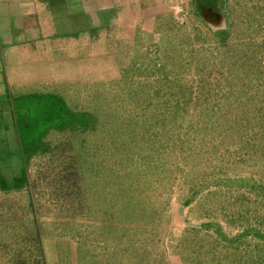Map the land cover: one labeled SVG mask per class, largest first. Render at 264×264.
Here are the masks:
<instances>
[{"label": "rangeland", "instance_id": "obj_1", "mask_svg": "<svg viewBox=\"0 0 264 264\" xmlns=\"http://www.w3.org/2000/svg\"><path fill=\"white\" fill-rule=\"evenodd\" d=\"M99 1L31 186L0 180V264H264V0Z\"/></svg>", "mask_w": 264, "mask_h": 264}, {"label": "crops", "instance_id": "obj_2", "mask_svg": "<svg viewBox=\"0 0 264 264\" xmlns=\"http://www.w3.org/2000/svg\"><path fill=\"white\" fill-rule=\"evenodd\" d=\"M104 7L99 0H0V98L53 91L47 80L66 78L79 48L106 31L112 10ZM59 246L49 247L53 258L44 248L41 264L82 262H73Z\"/></svg>", "mask_w": 264, "mask_h": 264}, {"label": "trees", "instance_id": "obj_3", "mask_svg": "<svg viewBox=\"0 0 264 264\" xmlns=\"http://www.w3.org/2000/svg\"><path fill=\"white\" fill-rule=\"evenodd\" d=\"M48 94L53 96L50 101L54 108L47 109L51 113L48 116L49 122L53 123L66 114L67 106L63 102L65 100L55 96L57 93ZM45 95L47 93H32L19 96L10 94L8 110L0 106V180L5 189L23 185L31 186L32 176L28 169L29 159L32 152L39 149L42 137L46 134V127L44 126L47 125L46 123L43 127L35 125V120H40L41 118H37L35 109L32 106H34L35 101H40H34V97L43 98ZM61 102L63 103V110H58L57 107L61 106L59 104ZM41 117L43 121L46 115L43 114ZM10 118L11 121L9 122L8 119ZM55 125H49V127ZM32 205H35L33 199Z\"/></svg>", "mask_w": 264, "mask_h": 264}]
</instances>
